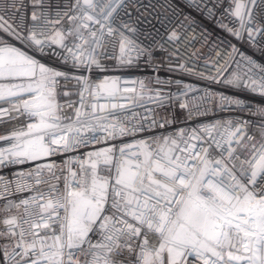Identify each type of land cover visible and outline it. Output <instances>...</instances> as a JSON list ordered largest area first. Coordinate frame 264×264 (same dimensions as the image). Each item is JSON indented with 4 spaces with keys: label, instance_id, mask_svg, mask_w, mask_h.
<instances>
[{
    "label": "snow or ice",
    "instance_id": "1",
    "mask_svg": "<svg viewBox=\"0 0 264 264\" xmlns=\"http://www.w3.org/2000/svg\"><path fill=\"white\" fill-rule=\"evenodd\" d=\"M17 2L0 0V142L6 145L0 166L35 167L17 173L15 181L0 176V199L6 200L0 207V264H264V105L253 108L240 95L264 96V63L230 44L218 53L215 75L179 66L223 86L226 91L202 99L221 111L258 117L255 132L249 131L254 121L217 120L69 156L89 143L149 131L115 117L109 122L111 113L97 115L124 107L95 102L115 98L119 78L97 82L85 73L106 71V60L120 66L141 57L150 62L153 52L138 42L139 16L133 20L129 10L134 0H71L54 14L46 0H31L30 24L23 12L17 17L10 11H19ZM185 3L209 17L220 9L218 27L264 55V0ZM179 39L173 29L166 43ZM117 46L118 54H110ZM52 56H58L55 63L46 59ZM139 84L142 98L146 85ZM72 95L78 100H59ZM173 96L157 91L155 99L163 107ZM65 108L74 115H62ZM168 123L154 120L150 127ZM13 191L34 194L16 202L8 199Z\"/></svg>",
    "mask_w": 264,
    "mask_h": 264
},
{
    "label": "built area",
    "instance_id": "2",
    "mask_svg": "<svg viewBox=\"0 0 264 264\" xmlns=\"http://www.w3.org/2000/svg\"><path fill=\"white\" fill-rule=\"evenodd\" d=\"M70 2L71 0H46V3L51 6L50 10L53 14L57 10V6L63 9L64 5L66 3L70 4ZM215 2L216 0H207L209 7H212ZM21 3L24 7H20ZM17 8L19 11L17 9H11L10 11L15 12L17 17L23 12L26 23L30 24V15L33 10L31 0H18ZM137 8L139 12L136 11ZM129 10L133 13V20L136 19V16H139V21L135 25L138 29V42L152 50L153 59L150 62H146L145 58L141 57L131 66H120L114 60H106L104 61L107 68L106 71L94 70L90 74L85 73V75H90L97 82L105 77L119 78L118 87L121 90L119 94L115 98L100 97L95 102L105 105H123L124 107L115 109L109 107L104 113L97 111V115L103 116L111 113V115H108L109 122H116L113 119L115 117L129 128L133 126L137 128L143 127L144 129H149V131H137L134 136L118 137L113 141H102L99 144L89 143L87 147L82 146L67 155L80 157L84 153L99 147L111 144L119 146L121 140L132 143L134 139H140L152 133L173 135L181 129L191 130L200 124H208L217 120L243 118L255 122V127L250 125V132L258 130L259 118L252 116L249 112L221 111L218 107H214L213 102L202 99L207 92L219 93L226 91L223 86L189 75L179 67L180 65H185L186 67H192L197 73L203 72L205 76L215 75L218 53H220L221 49L228 48L230 44H235L242 51L252 55L258 63H264V55L259 51L251 48L243 41L235 40L230 34L218 27L216 20L220 17V9H217L215 14L209 17L206 12H197L187 7L185 0H134V4L129 5ZM185 17H190V19L186 20ZM122 18L127 19L123 15ZM225 22H227L226 17ZM63 26L65 29L69 27L67 21L64 22ZM173 29L177 31L180 39L166 43L167 36ZM160 44H164L163 49L159 47ZM55 51L57 54L62 52L58 48ZM109 52L110 54H118V46L115 50H109ZM57 58L58 56H52L50 59H46L49 63H55ZM169 69L172 70L170 71ZM177 80L181 81L179 85L175 83ZM140 81H143L146 85L142 98L139 96L141 93ZM158 81L162 83H158ZM185 85H191V90L185 89ZM67 88L73 90V83H69ZM126 88L134 89V91H124ZM157 91L161 92L165 97L175 94V96H179V99L173 96L171 100L162 101L164 106L161 107L155 99ZM183 92L187 94L180 95ZM240 95L253 108L258 105H264V96L249 92H243ZM69 98L78 100L76 95L71 97L61 96L59 100L64 103ZM88 100L92 102L91 97ZM181 103L188 104V108L181 109L179 107ZM85 110L91 111L87 107ZM197 111L200 114H197ZM62 115L74 114L71 109L65 108ZM164 118L169 121L164 128L150 127L154 120L163 123ZM23 120L24 118L21 117V121ZM8 127H11V125ZM3 130V127H0V131ZM85 135L91 137L93 133L88 132ZM95 135L104 136L106 133L96 132ZM0 147H6V145L0 142ZM52 159L58 165L63 163V159L60 157H53ZM34 167V162L6 164L0 166V176L4 177L5 180L15 181L17 173H27ZM27 182L33 183V180L28 178ZM12 187L14 189V183ZM36 187L45 188L46 186L37 185ZM33 194L34 192L31 191L18 193L13 191L12 195L8 196V199L18 202L20 199L27 198ZM5 203L6 200L0 199V207ZM15 211V209L12 210L13 213ZM4 215L5 213L0 212V218H3ZM4 242L0 240V243ZM130 259L134 261L135 256H131Z\"/></svg>",
    "mask_w": 264,
    "mask_h": 264
}]
</instances>
